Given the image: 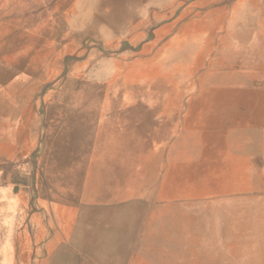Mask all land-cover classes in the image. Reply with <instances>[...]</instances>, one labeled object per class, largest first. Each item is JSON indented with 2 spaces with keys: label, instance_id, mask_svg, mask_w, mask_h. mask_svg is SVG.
<instances>
[{
  "label": "rangeland",
  "instance_id": "rangeland-1",
  "mask_svg": "<svg viewBox=\"0 0 264 264\" xmlns=\"http://www.w3.org/2000/svg\"><path fill=\"white\" fill-rule=\"evenodd\" d=\"M262 1L162 0L138 28L73 33L60 64L32 56L42 86L0 126L34 133L0 167L19 224L0 264H264ZM82 2L0 0V70Z\"/></svg>",
  "mask_w": 264,
  "mask_h": 264
},
{
  "label": "bare ground",
  "instance_id": "bare-ground-1",
  "mask_svg": "<svg viewBox=\"0 0 264 264\" xmlns=\"http://www.w3.org/2000/svg\"><path fill=\"white\" fill-rule=\"evenodd\" d=\"M82 6L87 10L85 19L83 21L72 18L69 24L64 22L60 17L54 18L49 22V30L43 39H40L31 55L25 56L16 61H9L12 66L11 69L0 70V126L5 127L15 123L17 119H20L24 109V102L30 98L41 86L42 81L45 78L38 77L39 66L36 60L29 66L26 63L28 58L36 52L40 51L41 58L49 54L56 52L59 46V39L62 37H74L73 33L78 35L90 34L98 37H111L116 33H120L124 26L128 25L132 27L140 26L144 23V16L142 14L147 10V7L152 4H159L162 0H82ZM167 2L169 0H166ZM80 2V1H79ZM81 3V2H80ZM79 3V4H80ZM264 4V1H262ZM160 6V5H159ZM151 7V6H150ZM154 7V6H152ZM162 7V6H161ZM167 8V7H166ZM78 9V8H76ZM83 9V10H84ZM80 11V10H79ZM153 11V10H152ZM85 12V11H84ZM248 12V11H247ZM246 12V13H247ZM158 13V12H157ZM245 13V10H244ZM83 17V15H80ZM254 16V15H253ZM78 18V17H77ZM152 18V17H151ZM66 20V19H65ZM244 22V21H243ZM253 22V21H252ZM44 23V22H43ZM255 23V22H254ZM249 25V24H248ZM5 26V25H4ZM45 26V25H44ZM2 28V27H1ZM7 28V27H6ZM134 29V28H133ZM245 29V27H244ZM6 30V29H5ZM30 30V29H29ZM236 31V30H235ZM248 32V31H247ZM235 33V32H234ZM6 36V35H5ZM95 36V37H96ZM117 36V35H115ZM13 37V35H12ZM14 38V37H13ZM14 40V39H13ZM52 44H51V43ZM6 43V42H5ZM181 43V42H180ZM185 43V42H184ZM35 45V44H34ZM15 47V45H14ZM13 49V48H12ZM110 50V49H109ZM11 51V50H10ZM7 52V51H6ZM9 53V52H8ZM25 53V52H24ZM4 55V54H3ZM12 60V59H9ZM14 60V59H13ZM108 62V61H107ZM37 76V77H36ZM216 78V77H215ZM206 80V79H205ZM208 81V80H206ZM211 81V80H210ZM214 81V80H213ZM216 82V81H215ZM217 83V82H216ZM215 83V84H216ZM222 83V82H221ZM213 84V83H212ZM224 88V87H223ZM233 91V90H232ZM247 95V92H245ZM94 94V93H93ZM209 95V94H208ZM228 95V94H227ZM218 96V94H217ZM233 97V96H232ZM210 98V97H209ZM244 98V96H243ZM212 99V98H210ZM255 101V100H254ZM215 103V102H214ZM254 103V102H253ZM252 103V104H253ZM27 104V103H26ZM264 105V104H263ZM255 107V106H254ZM253 110V109H252ZM29 114V113H28ZM97 114V113H96ZM257 114V113H256ZM259 114V113H258ZM261 115V114H260ZM40 116V115H39ZM259 116V115H258ZM264 118V117H263ZM26 120V119H25ZM27 121V120H26ZM260 122V121H259ZM22 124V123H21ZM30 124V123H29ZM18 126V125H17ZM10 129V128H9ZM53 129V128H52ZM231 129V128H230ZM229 130V129H227ZM3 129H0V143L5 144V136ZM10 132V131H9ZM72 131H69L70 135ZM210 132V131H209ZM51 133V132H50ZM34 134V133H33ZM72 134V133H71ZM201 135V134H200ZM259 135V134H258ZM248 137V136H247ZM230 138V137H229ZM233 138V137H232ZM197 139V138H196ZM243 139V138H242ZM199 140V139H198ZM244 140V139H243ZM256 140V139H255ZM50 141V140H49ZM257 141V140H256ZM234 142V140H232ZM245 143V142H244ZM227 144V143H226ZM234 144V143H233ZM198 145V144H197ZM230 145V144H229ZM2 146V145H1ZM199 146V145H198ZM234 146V145H233ZM6 147V146H5ZM244 148V147H243ZM2 150V148H1ZM194 150V149H193ZM244 150V149H243ZM189 151V149H188ZM241 152V150H240ZM246 152V151H245ZM2 153V152H1ZM3 154V153H2ZM190 154V153H188ZM200 154V152H199ZM183 155V154H182ZM191 155V154H190ZM244 155V154H243ZM242 155V156H243ZM4 156V155H3ZM185 156V155H184ZM197 157V156H196ZM192 158V157H191ZM5 159V158H4ZM176 159V158H175ZM197 159V158H196ZM179 160V159H176ZM191 160V159H190ZM175 161V160H174ZM7 165V164H6ZM9 167V166H8ZM20 171V170H19ZM43 175V174H42ZM2 178V177H1ZM33 178V177H32ZM17 191V190H16ZM257 192V191H256ZM235 194V193H234ZM237 194V193H236ZM244 194V193H243ZM247 194V193H245ZM258 194V193H257ZM230 195V194H229ZM233 195V194H232ZM222 198V197H221ZM228 198V197H227ZM226 198V199H227ZM251 198V197H250ZM236 199V198H235ZM194 200V199H193ZM228 200V199H227ZM241 200V199H240ZM238 201V200H237ZM179 202V201H178ZM235 202V201H234ZM240 202V201H239ZM243 202V201H242ZM249 202V201H248ZM251 202V201H250ZM169 203V202H168ZM227 203V202H226ZM232 203V202H231ZM252 203V202H251ZM173 204V203H172ZM246 204V203H245ZM242 205V204H241ZM240 205V206H241ZM248 205V204H247ZM179 206V205H178ZM254 206V205H253ZM202 207V206H201ZM227 207V206H226ZM236 207V206H235ZM239 207V206H238ZM250 207V206H248ZM246 208V207H245ZM254 208V207H253ZM230 209V208H229ZM228 209V210H229ZM238 209V208H236ZM240 209V208H239ZM24 210V209H23ZM220 210V209H219ZM79 211V210H78ZM163 211V210H162ZM179 211V210H178ZM222 211V210H221ZM248 211V210H247ZM256 211V210H255ZM170 212V211H169ZM173 212V211H172ZM175 212V211H174ZM226 212V211H225ZM168 213V212H167ZM192 213V212H191ZM240 213V211H239ZM170 214V213H169ZM178 214V213H177ZM199 214V213H198ZM244 214V213H243ZM175 215V214H174ZM179 215V214H178ZM213 215V214H212ZM170 216V215H169ZM158 217V215H157ZM218 217V216H217ZM225 217V216H224ZM223 217V218H224ZM229 217V216H227ZM243 217V216H242ZM241 217V219H242ZM205 218V217H204ZM209 218V217H208ZM222 218V221H223ZM245 218V217H244ZM212 219V218H210ZM215 219V218H214ZM213 219V220H214ZM220 219V218H219ZM228 219V218H227ZM232 219V218H231ZM161 220V219H160ZM212 220V221H213ZM225 220V219H224ZM249 220V219H248ZM252 220V219H251ZM153 221V220H151ZM227 221V220H226ZM231 221V220H230ZM235 221V220H234ZM54 222V221H53ZM181 222V221H180ZM190 222V221H189ZM203 222V221H202ZM224 222V221H223ZM222 222V223H223ZM233 222V220L231 221ZM249 222V221H248ZM205 223V222H204ZM209 223V222H208ZM225 223V222H224ZM251 223V221H250ZM92 224V223H91ZM151 224V223H150ZM240 223H238L239 225ZM243 224V223H242ZM241 224V225H242ZM246 224V223H245ZM93 225V224H92ZM237 225V226H238ZM249 225V224H248ZM161 226V225H160ZM230 226V225H229ZM236 226V225H235ZM197 227V225H196ZM220 227V226H219ZM227 227V226H226ZM239 227V226H238ZM158 228V227H157ZM193 227H191V230ZM195 228V227H194ZM213 228V227H212ZM229 228V227H228ZM243 228V227H242ZM247 228V227H246ZM148 229V228H147ZM159 229V228H158ZM168 230V228H166ZM173 229V228H172ZM221 229V227H220ZM162 231V230H160ZM170 231V230H169ZM190 231V230H189ZM203 231V230H202ZM239 231V230H238ZM46 232V231H45ZM49 232V231H48ZM222 232V231H221ZM228 232V231H227ZM245 232V231H244ZM250 232V230H249ZM160 233L159 231L157 232ZM165 233V232H164ZM171 233V231H170ZM225 235L227 234L224 232ZM231 233V232H229ZM1 234V232H0ZM162 234V233H161ZM175 234V233H174ZM244 234V233H243ZM178 235V233H177ZM157 236V235H156ZM167 236V235H166ZM183 236V235H182ZM231 236V235H230ZM235 236V235H234ZM149 237V236H148ZM152 237V236H151ZM150 237V238H151ZM181 237V236H180ZM206 237V236H205ZM228 237V236H227ZM165 238V237H164ZM171 238V237H170ZM180 241V240H179ZM200 242V241H199ZM149 243V239H148ZM201 243V242H200ZM262 244V242H261ZM259 243L256 248L261 246ZM148 245V244H147ZM158 245V244H157ZM162 245V244H161ZM198 245V244H196ZM192 246V245H191ZM203 246V245H202ZM197 247V246H196ZM183 248V247H182ZM187 248V246H186ZM156 249V248H154ZM178 249V248H177ZM199 249V248H198ZM149 250V249H147ZM151 250V249H150ZM180 250V249H179ZM207 251V250H206ZM154 252V251H153ZM171 252V250H170ZM197 252V251H196ZM144 253V252H143ZM159 253V251H158ZM173 253V252H172ZM178 253V252H175ZM173 253V254H175ZM181 253V252H180ZM207 253V252H206ZM212 254V253H210ZM218 254V253H217ZM216 254V255H217ZM168 255V254H167ZM209 256V255H208ZM212 256V255H211ZM219 256V255H218ZM217 256V257H218ZM181 257V256H180ZM194 258V257H193ZM213 258V257H212ZM174 259V258H172ZM186 259V258H185ZM210 259V258H209ZM195 260V259H194ZM212 260V259H211ZM158 261V260H157ZM42 262V261H41ZM214 262V261H213ZM178 264V263H177ZM211 264V263H210Z\"/></svg>",
  "mask_w": 264,
  "mask_h": 264
},
{
  "label": "crops",
  "instance_id": "crops-1",
  "mask_svg": "<svg viewBox=\"0 0 264 264\" xmlns=\"http://www.w3.org/2000/svg\"><path fill=\"white\" fill-rule=\"evenodd\" d=\"M74 9H75V4L73 3L72 11L70 10V6H68V10H67V14L66 15H64V10H61L63 12L62 15L66 19L67 22H69L71 20V17L74 15V13H73ZM58 11H60V8L55 6V10L52 9L50 14L48 15L49 18L46 21L50 22L51 20H53L56 17L57 13H59ZM70 11H71V13H70ZM43 17H44V14H43ZM43 20L44 19H42V21ZM38 34H39V36H37V38H39V39H43L47 35L44 32L38 33ZM58 41H59V46L57 48V51L54 52L53 54L56 57V59H55L56 63L60 64L61 61L59 59V53L63 52V54L64 53L65 54L66 53L70 54L72 52H75L76 38L72 37V36L71 37L68 36V37H62ZM21 58H25V56L24 57H20L18 59L16 58L14 61L20 60ZM33 61H34L33 59L28 58V60H26V63L29 64V66H30V65L33 64ZM6 65H7V67L5 69H8V65L10 66L9 69L12 68L10 63H6ZM71 74L73 75L74 71H72ZM24 113H28L27 112V107L25 109V112H23V114ZM4 134H6V136H5L6 143L5 144L0 143V167L8 166L10 164V162H11V157H12V152H13L12 149H11V145H12V141H13V135H15V137H16L15 139L16 140L18 138L22 140L21 135L22 136L24 135L25 137L31 135V138H32V136H34V134L28 132L27 130H24V129L22 130L21 128H16L15 132L12 131V132L4 133ZM73 134H75V132H73L72 135ZM35 136H37V134H35ZM1 148H2V150H1ZM2 193H4V194L6 193L5 187H4V192H3V187H0V204H3V207L6 208V205L4 206V203H1V198L4 197V195ZM5 208L2 209V207L0 206V230L1 231L10 232L13 229V225H15V227H17L19 224H12V218H11L12 212H11V209H10V207H7L6 209ZM18 221H20V219ZM11 240L12 239L5 240V244L8 246L10 244Z\"/></svg>",
  "mask_w": 264,
  "mask_h": 264
}]
</instances>
